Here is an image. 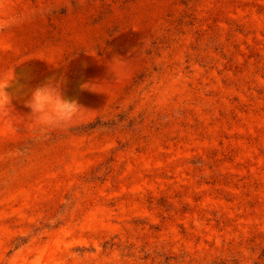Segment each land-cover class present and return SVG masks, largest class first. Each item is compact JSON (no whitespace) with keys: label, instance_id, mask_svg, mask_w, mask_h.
<instances>
[{"label":"rangeland","instance_id":"obj_1","mask_svg":"<svg viewBox=\"0 0 264 264\" xmlns=\"http://www.w3.org/2000/svg\"><path fill=\"white\" fill-rule=\"evenodd\" d=\"M0 98V264H264V0H0Z\"/></svg>","mask_w":264,"mask_h":264},{"label":"clouds","instance_id":"obj_2","mask_svg":"<svg viewBox=\"0 0 264 264\" xmlns=\"http://www.w3.org/2000/svg\"><path fill=\"white\" fill-rule=\"evenodd\" d=\"M25 104L34 122L45 128L70 125L80 110L77 102L65 98L60 85L51 79L33 87Z\"/></svg>","mask_w":264,"mask_h":264}]
</instances>
